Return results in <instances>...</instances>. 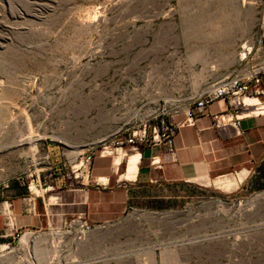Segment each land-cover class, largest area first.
I'll use <instances>...</instances> for the list:
<instances>
[{
	"label": "rangeland",
	"instance_id": "1",
	"mask_svg": "<svg viewBox=\"0 0 264 264\" xmlns=\"http://www.w3.org/2000/svg\"><path fill=\"white\" fill-rule=\"evenodd\" d=\"M206 60L208 81L264 60V0H0V178L31 182L42 169L50 183L54 164L64 171L77 145L108 135L128 110L200 88ZM204 202L194 207L215 208ZM224 208L235 228L239 206ZM244 208L260 212L244 217L260 241L248 246L251 229L231 228L228 264H263L264 197Z\"/></svg>",
	"mask_w": 264,
	"mask_h": 264
},
{
	"label": "crops",
	"instance_id": "2",
	"mask_svg": "<svg viewBox=\"0 0 264 264\" xmlns=\"http://www.w3.org/2000/svg\"><path fill=\"white\" fill-rule=\"evenodd\" d=\"M190 57L185 62L191 67L195 57ZM203 74L207 82L208 60ZM260 88L264 91V78ZM259 98L264 102V94ZM232 107L227 99L214 102L195 125L182 128L172 144L126 146L116 155L96 156L92 176L108 182L107 189L71 188L57 168L44 191L51 192L52 202H47L45 194L34 195V213L24 208V199L33 197L27 187L16 178H0V236L14 228L24 231L56 225L61 215L84 213L108 233H141L146 245L158 248L154 264H187L199 256L208 232L228 230L223 210H197V201L217 204L264 190V114L243 118L239 127H215L213 114ZM134 156L138 169L132 176L129 160ZM154 156L161 167L151 164ZM1 241L5 240L0 237Z\"/></svg>",
	"mask_w": 264,
	"mask_h": 264
},
{
	"label": "built area",
	"instance_id": "3",
	"mask_svg": "<svg viewBox=\"0 0 264 264\" xmlns=\"http://www.w3.org/2000/svg\"><path fill=\"white\" fill-rule=\"evenodd\" d=\"M263 78L264 60H261L249 70L209 80L198 89H187L186 93L177 89L170 96H157L141 103L139 108L124 113V117L119 119L118 125L108 135L79 146L80 149L72 156L69 166L63 163L65 182L71 188L94 185L97 188L107 189L108 182L95 180L92 176V166L96 156H113L118 154V150L123 151L126 146L136 148L141 145L159 147L162 144H172L179 131L186 126L195 125L198 116L214 102L227 99L233 103L232 108L213 114V124L219 129L226 126L239 127L243 118L264 114V102L259 98L264 94L263 89L260 88ZM248 97L257 98L258 103L254 106L246 104L245 99ZM45 155L46 159H53L50 151ZM151 164L156 167L162 166L157 156L152 158ZM58 166L61 165L54 164V171L48 170V176H52ZM42 172L43 170L40 169L31 173L30 176L33 177L31 182H28L24 176L16 178L33 194V197H26L23 201L24 208L32 213L36 209L34 195H38L33 188L39 186L46 191L50 186L48 183H42ZM249 197H264V190L254 192L247 198L220 200L217 204H212L215 208L211 209L223 210L227 216L228 230L223 233L208 232L205 241L202 242L204 247L200 246L199 256L187 264H228V233L234 227L229 225L231 215L229 209L224 208L226 204L239 206L233 216L239 218L240 222L234 229L238 232L251 229L253 232L252 236L244 238L248 246L259 244L260 226L254 224L249 226L244 220L245 216L258 217L260 214L255 210L244 208L246 201L251 199ZM47 202H52V199L48 198ZM43 204L46 206L44 200ZM103 227L90 222L84 213H77L70 217L61 215L58 224L49 223L47 227L36 230L21 231L14 228L10 233L0 236L5 240L0 244V264H153L155 262L158 248L146 245L141 233L116 235L114 232L108 233L103 230ZM37 238L40 240L37 241ZM38 247L43 249L42 255H38Z\"/></svg>",
	"mask_w": 264,
	"mask_h": 264
},
{
	"label": "bare ground",
	"instance_id": "4",
	"mask_svg": "<svg viewBox=\"0 0 264 264\" xmlns=\"http://www.w3.org/2000/svg\"><path fill=\"white\" fill-rule=\"evenodd\" d=\"M253 100H256V102L255 103H253ZM245 102H246V104H248V105H250V106H254L255 104H257L258 103V99L257 98H254V97H248V98H246L245 99ZM138 157L137 156H134V157H132L130 160H129V172H130V175H134L135 173H137L136 171H137V169H138ZM41 249V248H40ZM41 251V250H40ZM38 252V251H37ZM44 253V251H43V249H42V251L41 252H38V255L39 254H43ZM155 263V262H154Z\"/></svg>",
	"mask_w": 264,
	"mask_h": 264
}]
</instances>
